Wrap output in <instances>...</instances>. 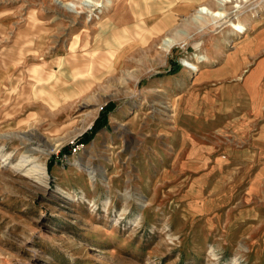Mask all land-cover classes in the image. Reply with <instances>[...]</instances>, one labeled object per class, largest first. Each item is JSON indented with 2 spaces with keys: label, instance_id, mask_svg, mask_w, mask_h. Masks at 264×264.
<instances>
[{
  "label": "rangeland",
  "instance_id": "1",
  "mask_svg": "<svg viewBox=\"0 0 264 264\" xmlns=\"http://www.w3.org/2000/svg\"><path fill=\"white\" fill-rule=\"evenodd\" d=\"M261 67L264 0H0V264H264Z\"/></svg>",
  "mask_w": 264,
  "mask_h": 264
},
{
  "label": "crops",
  "instance_id": "2",
  "mask_svg": "<svg viewBox=\"0 0 264 264\" xmlns=\"http://www.w3.org/2000/svg\"><path fill=\"white\" fill-rule=\"evenodd\" d=\"M235 55L233 54L231 56V58H228V62L226 63L225 67L226 68H232L235 69L236 68V61L234 60ZM238 57H241L240 55H238ZM264 71V67H261L260 69H257L254 73L250 74L248 78L245 79V81L239 85H235L234 87L230 88L229 90V94L225 97H231L229 100L231 102V100L234 99H238L239 101H241L244 97L247 98V102L248 104L251 106V108H253L254 112H257L258 114L261 113V109L258 108V106H261L264 103V82L262 81V73ZM254 77L255 78V82H252L251 85H247L246 82L248 79ZM259 93V94H258ZM242 98V99H241ZM243 99V100H244ZM245 170H251L252 168L245 166ZM261 173H264V165L263 167L260 168L259 170ZM243 176L240 177V179H242Z\"/></svg>",
  "mask_w": 264,
  "mask_h": 264
},
{
  "label": "bare ground",
  "instance_id": "3",
  "mask_svg": "<svg viewBox=\"0 0 264 264\" xmlns=\"http://www.w3.org/2000/svg\"><path fill=\"white\" fill-rule=\"evenodd\" d=\"M223 1H225V3H227L228 1L231 2L232 0H223ZM68 3H69V1L66 2V5H68ZM218 8H220V6L210 9V8L206 7L205 5H202V6H200V8H197L195 12L199 13V14L208 13V14L213 15L216 18L226 17L225 13H223L222 11H219L221 9H218ZM196 16H198L200 18L199 15H196ZM165 41H166V43H165L166 51L168 52L170 50V45H172L174 43V39L166 38ZM21 134L26 135L25 139L28 141L31 139H35V135H36L33 132H24V133L22 132V133H20V135ZM34 150H35V148L29 147L22 153L20 160H18V161H20V162H18L19 167L25 171V172L23 171L24 173H27L29 175L37 174V175L41 176V173L42 174L46 173V165H45V163L39 162V161H37L36 158H33L31 156V153ZM16 169H18V168H16Z\"/></svg>",
  "mask_w": 264,
  "mask_h": 264
},
{
  "label": "trees",
  "instance_id": "4",
  "mask_svg": "<svg viewBox=\"0 0 264 264\" xmlns=\"http://www.w3.org/2000/svg\"><path fill=\"white\" fill-rule=\"evenodd\" d=\"M101 126H103V124H101V122L99 123L98 121H96V123L94 124V126L92 127L93 130H92V133L96 130H98ZM92 133H88V136H85L82 140L84 142H88V140H90V138L92 137Z\"/></svg>",
  "mask_w": 264,
  "mask_h": 264
}]
</instances>
